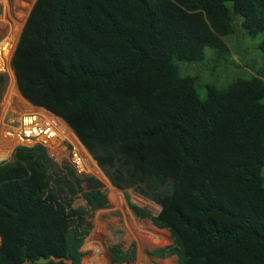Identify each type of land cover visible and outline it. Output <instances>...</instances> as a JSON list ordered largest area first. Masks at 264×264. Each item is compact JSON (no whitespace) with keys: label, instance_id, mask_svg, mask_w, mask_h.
Listing matches in <instances>:
<instances>
[{"label":"trees","instance_id":"1","mask_svg":"<svg viewBox=\"0 0 264 264\" xmlns=\"http://www.w3.org/2000/svg\"><path fill=\"white\" fill-rule=\"evenodd\" d=\"M239 26L264 53V0H36L13 57L21 94L61 117L113 185L160 207L126 193L136 216L171 232V244L146 252L177 264H264V78L201 95L182 69L207 49L235 61ZM5 87L0 75V95ZM69 167L75 175L41 144L0 162V264H84V217L108 197L76 174L91 185L87 207L65 202Z\"/></svg>","mask_w":264,"mask_h":264},{"label":"rangeland","instance_id":"2","mask_svg":"<svg viewBox=\"0 0 264 264\" xmlns=\"http://www.w3.org/2000/svg\"><path fill=\"white\" fill-rule=\"evenodd\" d=\"M35 1L0 0V39L5 38L11 31L10 34L18 42ZM259 40L260 36L253 38L239 26L236 33L229 38L232 58L235 61L213 58L211 57L212 49H207L208 58L203 62L191 65L182 64V69L186 72L195 71L193 74L198 76L196 85L201 95H204L206 85L224 86L237 76L255 74L264 78V53L258 48ZM13 81L12 79L11 83ZM26 105L29 108L32 107L30 103ZM7 159L9 160L11 157L8 156ZM64 164L67 163L63 161L59 166ZM71 171L70 167L65 168L69 181L73 182L75 192L71 193L67 190L68 187L63 185L66 190L60 192L61 198L65 202L72 203L74 207H87V201L83 194L91 189V185L86 181L77 184L76 174L74 175ZM53 186L59 191L62 187L54 182ZM102 189L107 194L108 205L90 210L83 221V227L89 229V234L81 248L85 252L84 264H166L165 260L146 252L165 244L162 241L163 232L155 227L151 219L136 216L129 206L126 193L131 196L133 202L147 207L153 213H157L160 207L138 194L133 188L119 189L111 182L108 187L103 185ZM138 229L141 234H138ZM143 234L148 235L147 238ZM139 235H141V239ZM133 251L134 254L138 251L141 257H134L127 261L114 259V254L126 253L129 255ZM168 261L170 264H177V255Z\"/></svg>","mask_w":264,"mask_h":264},{"label":"built area","instance_id":"3","mask_svg":"<svg viewBox=\"0 0 264 264\" xmlns=\"http://www.w3.org/2000/svg\"><path fill=\"white\" fill-rule=\"evenodd\" d=\"M10 33L0 39V75L6 80V89L0 95V148L10 151L0 162L8 160V156L12 157L17 146L41 144L56 163L64 161L78 176L93 177L108 187L110 177L62 118L44 107L32 105V108H25L15 94L16 88L10 90L11 72L16 77L13 57L17 45Z\"/></svg>","mask_w":264,"mask_h":264},{"label":"crops","instance_id":"4","mask_svg":"<svg viewBox=\"0 0 264 264\" xmlns=\"http://www.w3.org/2000/svg\"><path fill=\"white\" fill-rule=\"evenodd\" d=\"M160 210V209H159ZM158 210V211H159ZM157 211V212H158ZM153 222V221H152ZM155 225V224H154ZM153 225V226H154ZM155 227H157L156 225H155ZM158 228V227H157ZM160 231H162L163 232V238H162V241L163 242H165V244L164 245H162V246H165V245H169V244H171L172 243V239H171V232H170V230L169 229H165V228H158ZM138 234H141V232H140V230L138 229ZM144 236H145V238H147L146 236H148V235H145V234H143ZM140 236V239H141V235H139ZM168 238V239H167ZM171 239V240H170ZM161 241V242H162ZM137 243V242H136ZM84 245V244H83ZM137 247H139L138 246V244H137ZM158 247H161V246H158ZM157 248V247H156ZM153 249H155V248H153ZM152 250V249H151ZM137 256L136 257H138V258H140L141 256L138 254V251H137ZM176 257V254H173V255H170V256H168V257H165V258H161V259H163V260H165L166 261V264H170L169 263V261L168 260H170L171 258H175Z\"/></svg>","mask_w":264,"mask_h":264},{"label":"bare ground","instance_id":"5","mask_svg":"<svg viewBox=\"0 0 264 264\" xmlns=\"http://www.w3.org/2000/svg\"><path fill=\"white\" fill-rule=\"evenodd\" d=\"M15 36V35H14ZM11 75H12V79L14 80L12 83H13V85H12V89L13 88H16V92H15V94H16V96L19 98L20 97V99L22 100L21 101V103L24 105V106H26L25 108H29V106L27 107V105L26 104H28V103H30V102H28V100L24 97V96H22V94H20L18 91H20L19 89H17V82H16V77H15V75L11 72ZM11 79V80H12ZM18 90V91H17ZM31 104V103H30ZM31 106H32V104H31ZM32 108V107H31ZM41 109V108H40ZM10 154V151H2V149H0V159L1 158H3L4 156H6V155H9Z\"/></svg>","mask_w":264,"mask_h":264},{"label":"water","instance_id":"6","mask_svg":"<svg viewBox=\"0 0 264 264\" xmlns=\"http://www.w3.org/2000/svg\"><path fill=\"white\" fill-rule=\"evenodd\" d=\"M52 259L57 260L54 255H51L49 257L41 256V257L37 258L35 261H33L31 263H27V264H37V263L45 264V263H48L49 261H51Z\"/></svg>","mask_w":264,"mask_h":264},{"label":"clouds","instance_id":"7","mask_svg":"<svg viewBox=\"0 0 264 264\" xmlns=\"http://www.w3.org/2000/svg\"><path fill=\"white\" fill-rule=\"evenodd\" d=\"M19 40V39H18ZM18 43V42H17ZM17 87H18V83H17ZM19 88V87H18ZM5 89H6V87H5ZM5 91V90H4ZM23 96V95H22ZM29 102V101H28ZM32 104V103H31ZM33 105V104H32ZM34 106H36V105H34ZM38 107H40V106H38ZM58 116V115H57ZM61 118V117H60ZM87 148V147H86ZM27 264V263H26Z\"/></svg>","mask_w":264,"mask_h":264}]
</instances>
